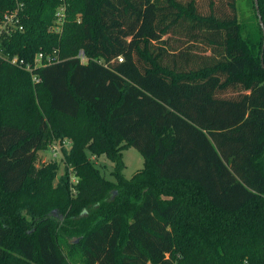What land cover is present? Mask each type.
I'll use <instances>...</instances> for the list:
<instances>
[{"label": "trees", "instance_id": "obj_1", "mask_svg": "<svg viewBox=\"0 0 264 264\" xmlns=\"http://www.w3.org/2000/svg\"><path fill=\"white\" fill-rule=\"evenodd\" d=\"M255 18L247 41L237 0H0V264H264Z\"/></svg>", "mask_w": 264, "mask_h": 264}, {"label": "rangeland", "instance_id": "obj_2", "mask_svg": "<svg viewBox=\"0 0 264 264\" xmlns=\"http://www.w3.org/2000/svg\"><path fill=\"white\" fill-rule=\"evenodd\" d=\"M237 5L241 17V21L245 25L244 29V36L247 39V41H250V36L255 32L254 30V24L256 22L255 18V8L253 5V0H237ZM63 11V10H62ZM5 23L0 22V30L2 26ZM38 54L36 55V57ZM35 57V58H36ZM84 59V58H83ZM67 144L70 146L69 142L67 141ZM67 146V147H69ZM63 151L62 146L58 142H53L46 150L39 151L36 158V166L40 167L42 164L49 163L51 161H57L59 163L58 168V177L64 174L65 172V161L63 157ZM123 159L125 162V167L123 169V174L127 178H131L139 169H141L144 165V156L143 154L134 146H129L128 148H125L123 150ZM92 160L96 162L97 166L101 169L102 173L109 178L114 179L113 174L111 173L114 164L113 162L107 158L106 156H99L98 158H95V156H92ZM73 180H76L75 177H73ZM58 182V179L56 178L55 183ZM117 194V191L115 190L113 194L110 193V198H113ZM97 205H92V209L96 208ZM56 217L60 218L61 220L64 219V215L61 213H57ZM60 234H63L62 230L57 229ZM63 237H60V245L63 251L68 253L69 247L62 239ZM72 238L68 236V239Z\"/></svg>", "mask_w": 264, "mask_h": 264}, {"label": "built area", "instance_id": "obj_3", "mask_svg": "<svg viewBox=\"0 0 264 264\" xmlns=\"http://www.w3.org/2000/svg\"><path fill=\"white\" fill-rule=\"evenodd\" d=\"M8 19L11 20L12 18L9 17ZM4 23H5V24L2 26V28H3L4 26H6V23H7V22L5 21ZM2 24H3V23H2ZM82 57L84 58V54H82ZM44 58H45V56H44L42 53H39L38 56H37V57L35 58V60H34L35 65H38L40 62H42ZM120 59H122V58H120ZM47 61H48V62H51V59H50V58H47ZM12 62L23 64V65L26 66V68H27L28 70H32V65L26 63L23 59H18L17 57H13V58H12Z\"/></svg>", "mask_w": 264, "mask_h": 264}, {"label": "water", "instance_id": "obj_4", "mask_svg": "<svg viewBox=\"0 0 264 264\" xmlns=\"http://www.w3.org/2000/svg\"><path fill=\"white\" fill-rule=\"evenodd\" d=\"M254 3H255L256 12H257V15H258V18H259V22H260V24L262 26V29H263V32H264V22H263V19H262L261 14H260L258 0H254ZM263 47H264V45H263ZM262 64L264 66V60H263V58H262Z\"/></svg>", "mask_w": 264, "mask_h": 264}, {"label": "crops", "instance_id": "obj_5", "mask_svg": "<svg viewBox=\"0 0 264 264\" xmlns=\"http://www.w3.org/2000/svg\"><path fill=\"white\" fill-rule=\"evenodd\" d=\"M70 144V143H69ZM65 145H67V146H69L68 144H67V142H66V144Z\"/></svg>", "mask_w": 264, "mask_h": 264}]
</instances>
